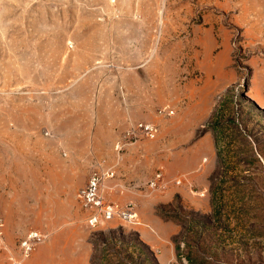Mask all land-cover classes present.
<instances>
[{"label": "rangeland", "instance_id": "rangeland-1", "mask_svg": "<svg viewBox=\"0 0 264 264\" xmlns=\"http://www.w3.org/2000/svg\"><path fill=\"white\" fill-rule=\"evenodd\" d=\"M263 69L264 0H0V264H154L155 246L174 248L162 264H264ZM140 119L157 134L128 140ZM37 151L50 159L16 166ZM111 166L139 184L107 196L164 221L156 245L140 218L87 223L78 190ZM177 177L189 204L166 201Z\"/></svg>", "mask_w": 264, "mask_h": 264}, {"label": "built area", "instance_id": "built-area-1", "mask_svg": "<svg viewBox=\"0 0 264 264\" xmlns=\"http://www.w3.org/2000/svg\"><path fill=\"white\" fill-rule=\"evenodd\" d=\"M157 114L161 116H171L173 109L158 108ZM158 132V127L151 121H138L131 124L125 131L128 140L136 141L139 138H153ZM115 172L112 167L106 169H93L87 177L86 183L78 190L80 205L85 210L87 223L91 227L98 226L108 221L121 220L128 223L137 224L136 204L133 201L118 202L105 198L103 188L107 179L114 178ZM181 178L173 180L176 184H181ZM166 184L161 171H156L147 181V186L151 189H160ZM3 226L0 217V234ZM45 236L37 230H29L26 236L19 241L21 253L27 256L36 246L43 242Z\"/></svg>", "mask_w": 264, "mask_h": 264}, {"label": "crops", "instance_id": "crops-1", "mask_svg": "<svg viewBox=\"0 0 264 264\" xmlns=\"http://www.w3.org/2000/svg\"><path fill=\"white\" fill-rule=\"evenodd\" d=\"M263 71H264V69H263ZM252 99L257 104V106H259L262 110H264V96L256 94V96L252 97ZM138 121H150V120L140 119ZM129 123L130 122H128L127 125H126L127 128H128ZM48 156H51V155L49 153H47V152L44 153V152H38V151L35 152L34 154H30V155H27V156H24V157H22V155H20L21 158L18 159L19 161H18V163H16V166H19V164H20L22 169L27 168V167H28V169L29 168L31 169V168L34 167V169H35V166L38 165V163L35 162V161H39V160H42V159L49 160L50 157L48 158ZM52 159L54 160V158H52ZM55 174H56V168L54 166V163L47 162L46 183H44L41 186V188L43 187L46 192H49L48 196L51 195L49 197L50 199H52L51 197L53 196L50 193H53L54 190H56ZM115 174H116V172H115ZM133 176H134V172L131 171L130 173H127V175H123L119 179H117L116 175L114 176V178L107 179L105 181V187L103 188V193H104L105 198L110 200V201H117V200H114V199L109 198L107 196V191H106L107 188H109L110 191L118 190V191H121L122 193L125 192V193H127V194H125L126 196H128L129 193L134 192L135 189H136V185H138L139 183H135L134 182ZM152 176H150L145 181V185L146 186H147V181ZM165 182L167 184V181H165ZM174 184H175L174 185L175 187H173L172 193L168 194V197H166V201H171L174 194H179V196L181 197L182 202H184L185 204H189V202L187 201V199L184 197V195L182 193V192H184V189L179 187L181 185H178L176 183H174ZM9 187L10 188L7 191H11V192H22V191L24 192V191H28L27 188H29L27 185H23V184L17 183V182L15 184H10ZM30 188H34V187L30 186ZM126 201H130V199L126 200ZM126 201H124V202H126ZM7 203H9L8 207L10 208V212L12 214L13 213L12 209L14 208V205H13L14 201H12L10 199L8 200L7 198H6V200H4V208H5L4 210H5L6 213H7V210H6ZM195 207H197V206H195ZM136 211H137V216L139 215L138 218H140V220L143 221L144 224H145L144 226H141V227L137 228V233H138L140 239H143L144 240L143 242H145V240H146V242H148V244L151 247L153 246V243L156 245V243L158 242L157 238L155 239L152 235H159V230L158 229H159L160 226L165 224L164 221L162 220V218H161V216L159 214L154 212V210L152 211V213H149L147 215H144L140 208H138V209L136 208ZM8 214H9V211H8ZM0 217L2 218L1 215H0ZM62 219H63L62 220L63 222L67 221V219H65V216H63ZM177 230H178L177 227H174V229H173L171 234H174ZM155 250H156L155 257H156V260H157V262L159 264H162L164 261L167 262V263L170 262V261H173L175 259V257H176V254L174 252V248L173 247L165 246L164 248H161L159 246H155Z\"/></svg>", "mask_w": 264, "mask_h": 264}, {"label": "trees", "instance_id": "trees-1", "mask_svg": "<svg viewBox=\"0 0 264 264\" xmlns=\"http://www.w3.org/2000/svg\"><path fill=\"white\" fill-rule=\"evenodd\" d=\"M130 240H133V238H130ZM136 240H138V239H136ZM175 249L178 250V245L175 246ZM152 258L154 260V264H158V262L156 261V259H155V257L153 255H152Z\"/></svg>", "mask_w": 264, "mask_h": 264}, {"label": "bare ground", "instance_id": "bare-ground-1", "mask_svg": "<svg viewBox=\"0 0 264 264\" xmlns=\"http://www.w3.org/2000/svg\"><path fill=\"white\" fill-rule=\"evenodd\" d=\"M14 261V260H13ZM22 262V261H21Z\"/></svg>", "mask_w": 264, "mask_h": 264}]
</instances>
